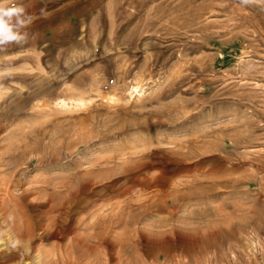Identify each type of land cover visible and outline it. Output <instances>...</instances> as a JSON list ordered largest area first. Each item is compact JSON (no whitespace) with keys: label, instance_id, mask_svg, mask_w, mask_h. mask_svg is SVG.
Segmentation results:
<instances>
[{"label":"rangeland","instance_id":"1","mask_svg":"<svg viewBox=\"0 0 264 264\" xmlns=\"http://www.w3.org/2000/svg\"><path fill=\"white\" fill-rule=\"evenodd\" d=\"M8 2L0 264H264V3Z\"/></svg>","mask_w":264,"mask_h":264},{"label":"clouds","instance_id":"2","mask_svg":"<svg viewBox=\"0 0 264 264\" xmlns=\"http://www.w3.org/2000/svg\"><path fill=\"white\" fill-rule=\"evenodd\" d=\"M242 5L264 3V0H240ZM31 21L25 15L23 7L9 4L8 0H0V49L11 43H20L27 39V33L22 32Z\"/></svg>","mask_w":264,"mask_h":264}]
</instances>
